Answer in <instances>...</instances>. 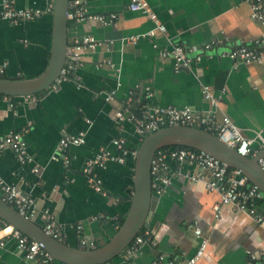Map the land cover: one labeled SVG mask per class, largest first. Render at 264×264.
Returning <instances> with one entry per match:
<instances>
[{
	"label": "crops",
	"instance_id": "1",
	"mask_svg": "<svg viewBox=\"0 0 264 264\" xmlns=\"http://www.w3.org/2000/svg\"><path fill=\"white\" fill-rule=\"evenodd\" d=\"M162 22L167 35L139 37L154 26V21L127 9L128 0H82L89 13H116L110 25L95 21L69 20L68 48L75 39L92 35L102 42L86 50L80 64L71 69L57 88L26 96H0V136L24 131L31 161L21 164L14 152L0 149V180L16 185L30 194L39 210L34 222L41 228L40 214L49 212L62 229L63 239L80 247V236L96 243L107 241L121 225L131 205L134 183V159L126 163L109 162L97 169L103 191L88 182L83 167L100 148L112 154L119 151L112 140L121 136L129 149L137 150L142 137L131 121H118L115 113L141 104L143 85L149 83L152 106H189L198 112L212 107L204 98L203 84L213 89L218 99L216 118L223 116L252 140L254 156L264 148L260 135L264 129V57L261 62L243 63L227 53L237 41L253 45L264 39V27L251 19L249 5L243 0H146ZM49 0H15L17 7L45 10ZM234 13V27L225 13ZM217 18H223L216 27ZM52 13L43 12L32 20L9 22L0 18V65L5 76L36 77L45 69L51 48ZM110 41L112 43H110ZM170 48L181 43L191 57L189 69L175 71L171 59L158 56L153 44ZM209 45V47H206ZM106 60L111 61L110 66ZM113 98L106 100L108 93ZM6 96V97H3ZM84 132L85 141L67 149L70 164L57 156L56 146L65 134ZM37 166L38 171H33ZM171 182L160 195L153 194L142 227L154 244L143 242L133 258L113 259L117 264H169L192 256L198 246L194 228L199 227L210 250L196 264H247L249 252L264 249V224L255 223L245 212L220 203L216 191L206 187L210 174L192 163L170 161ZM196 176L197 179L192 177ZM203 181L195 192L192 186ZM250 183V181L248 180ZM264 201V198H263ZM235 220L248 217L243 225L225 228L224 217ZM81 223L77 234L71 226ZM162 224L167 232L160 234ZM159 255L164 259L157 260ZM54 264H63L58 260ZM0 264H34L17 249L14 237L0 245Z\"/></svg>",
	"mask_w": 264,
	"mask_h": 264
},
{
	"label": "built area",
	"instance_id": "2",
	"mask_svg": "<svg viewBox=\"0 0 264 264\" xmlns=\"http://www.w3.org/2000/svg\"><path fill=\"white\" fill-rule=\"evenodd\" d=\"M53 1L49 0L45 10L31 7H17L15 0H0V18L9 22L19 20H32L40 17L43 12H52ZM249 5V13L252 20L264 27V0H243ZM70 9L68 19L76 22L91 20L101 25H110L117 20V14L112 12L108 14L89 13L85 8L82 0H70ZM127 9L133 12H139L151 18L154 26L132 38L135 41L139 37H153L157 33L166 36L167 29L165 25L157 18V14L151 9L146 0H128ZM102 42L98 41L92 35H84L80 39H75L74 43L68 48L65 65L61 70V75L50 87L55 89L64 80L71 69L80 64L81 56L86 50H93ZM110 43H112L110 41ZM156 48L158 56L162 59H171L173 69L181 71L189 69L191 57L187 54L185 47L181 43H174L170 48L165 46L158 47L157 43L153 44ZM209 47V45H206ZM227 55L239 62L252 63L261 62L264 57V39L257 40L253 45H247L244 41H237L234 47ZM110 66L111 61L106 60ZM6 64L0 65V73L5 72ZM143 99L138 106L133 108L126 107L117 110L115 113L118 121H131L135 125L138 134L143 138L147 133L159 129L161 127L183 125L190 127H199L215 134L227 145L236 149V152L249 156L251 154L252 140L242 135L240 129L230 120L228 116H223L221 121L216 118V107L218 99L213 94L211 86L203 84L202 94L212 107L205 112H198L189 106L177 108L174 106H152L148 102L152 96L150 84L147 82L143 85ZM114 92L108 93L106 100L113 98ZM6 97V96H3ZM31 99H38L37 96H26ZM262 146H264V129L260 135ZM85 141L84 132L78 134H63L56 146L54 157L57 156L63 161L65 166L71 162L67 149L71 145H80ZM113 145L119 151L112 154L105 148H100L97 154L89 159L83 167L88 182L96 191L102 192L101 179L97 173V169H102L109 162H117L119 164L126 163L128 158H134L136 150L129 149L126 146L124 137L118 136L112 140ZM10 148L17 160L21 164L29 163L32 159L27 151V145L24 139V131H10L8 134L0 136V149ZM170 161L187 162L196 165L201 169L209 172L210 177L206 183V187L210 191L218 192L220 203L215 207V215L220 212L223 205H232L236 211L245 212L255 223L264 224V194L255 184L249 183L243 172L229 166L226 162L210 155L209 153L190 147H162L158 149L150 161L151 190L153 194L160 195L166 186L171 182L167 169ZM259 165L264 170V156L259 158ZM33 171H38V167L34 166ZM197 179L196 176L192 177ZM0 198L13 206L21 215L30 220H34L38 216V208L34 198L23 191L16 185L8 184L0 180ZM43 221V231L59 240H63L62 229L56 222L55 217L49 212L40 214ZM77 234L82 231V224L77 223L71 225ZM194 234L198 238V246L195 253L183 259L180 262L169 260V264H196L205 252L206 237L202 230L197 226L194 228ZM6 237H14L16 246L24 257L34 264H51L53 257L40 243L23 234L12 224L7 223L0 217V245L4 244ZM80 246L86 247L95 244L94 240H87L84 237L79 238ZM143 242H151V237L147 231L138 234L118 257L122 260L133 258L138 252L139 245ZM164 259V255H159L157 260ZM98 264H117L113 260L105 261ZM247 264H264V249L257 252H249L247 256Z\"/></svg>",
	"mask_w": 264,
	"mask_h": 264
},
{
	"label": "water",
	"instance_id": "3",
	"mask_svg": "<svg viewBox=\"0 0 264 264\" xmlns=\"http://www.w3.org/2000/svg\"><path fill=\"white\" fill-rule=\"evenodd\" d=\"M70 0H54L52 8V40L50 56L43 72L32 78L0 76V95L33 96L50 89L61 75L68 51V13ZM190 147L202 150L240 169L250 183L264 194V170L258 163L264 156V148L254 156H245L224 143L215 134L199 128L183 125L161 127L147 133L134 156V185L131 205L123 222L107 240L86 247H73L66 241L46 234L33 220L21 215L13 206L0 198V217L31 239L40 243L53 257L63 264H98L113 260L140 233L145 224L152 198L150 161L162 147Z\"/></svg>",
	"mask_w": 264,
	"mask_h": 264
},
{
	"label": "clouds",
	"instance_id": "4",
	"mask_svg": "<svg viewBox=\"0 0 264 264\" xmlns=\"http://www.w3.org/2000/svg\"><path fill=\"white\" fill-rule=\"evenodd\" d=\"M224 16L227 17L231 21V23L228 25L229 27H234V26H236L239 23V21L236 18L234 13H231V12L225 13ZM222 19L223 18H217V20L215 22L217 28H219L221 26ZM203 183H204L203 181H197L192 186L193 191L195 192L196 190L201 188ZM247 222H248V217H246V216L238 217L235 220L229 219V217L225 216L224 217V221H223L225 228H231V226L234 225V224L235 225H243V224H245ZM168 229H169V226L167 224H162L161 227H160V230H159L160 234H163V233L167 232ZM209 250H210V246L207 245V243H206L205 244V253L207 254V252Z\"/></svg>",
	"mask_w": 264,
	"mask_h": 264
},
{
	"label": "trees",
	"instance_id": "5",
	"mask_svg": "<svg viewBox=\"0 0 264 264\" xmlns=\"http://www.w3.org/2000/svg\"><path fill=\"white\" fill-rule=\"evenodd\" d=\"M0 76H1V77H6L4 73H3V74L0 73ZM0 96H1V95H0ZM119 222L122 223V220H120ZM142 233H143V229L140 231L139 234H142ZM51 264H54V263L52 262Z\"/></svg>",
	"mask_w": 264,
	"mask_h": 264
}]
</instances>
